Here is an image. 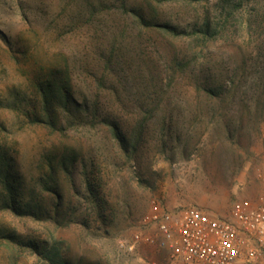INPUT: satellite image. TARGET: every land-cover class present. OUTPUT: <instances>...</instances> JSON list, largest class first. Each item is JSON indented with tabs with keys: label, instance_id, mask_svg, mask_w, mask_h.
<instances>
[{
	"label": "rangeland",
	"instance_id": "1",
	"mask_svg": "<svg viewBox=\"0 0 264 264\" xmlns=\"http://www.w3.org/2000/svg\"><path fill=\"white\" fill-rule=\"evenodd\" d=\"M131 9L185 31L211 22L214 46L245 57L244 74L229 83L230 93L210 96L200 59L190 61V53L181 69L169 63L167 50L153 52L139 38ZM32 25L38 33L45 26L46 36L35 38ZM111 42L122 61L109 72L99 55ZM35 58L67 72L81 103L59 111L53 129L22 115L32 100ZM110 109L128 124L124 132L135 142L128 150L102 123ZM0 153L23 196L48 212L45 218L1 211L0 234L45 239L65 264L154 258L151 246L129 253L120 245L145 226L153 197L167 208L195 205L219 217L245 201L256 205L264 199V0H0ZM3 244L0 264H42Z\"/></svg>",
	"mask_w": 264,
	"mask_h": 264
},
{
	"label": "trees",
	"instance_id": "2",
	"mask_svg": "<svg viewBox=\"0 0 264 264\" xmlns=\"http://www.w3.org/2000/svg\"><path fill=\"white\" fill-rule=\"evenodd\" d=\"M130 11V20L138 29L139 38H141V35L144 43L151 45L155 53L161 54L167 50L168 53H166L170 55H168L170 64L177 65L183 69V66L187 65V57L190 53L196 55L194 59H191L190 55V61L200 59L201 65L206 72L203 80L208 83L207 86L203 87V90L210 96L218 97L219 94H222L221 92L230 93L231 87L229 83H232L235 77L244 74L246 69L245 57L239 61L235 59L233 54L223 49L222 46H214L217 41L218 31L212 28L211 22L203 21L201 25L197 27L193 26L191 30L185 31L172 24L153 23L151 19L145 17L143 12H139L136 9H131ZM125 25V27H128V22ZM33 28V25L30 26V32L34 34L35 38L42 37L41 34L44 37L46 36L45 26L40 30L41 34ZM4 40L5 43H8H6L7 47L8 45L12 47L11 44L13 43L7 37H4ZM18 44L25 46L21 40ZM114 44L111 42L108 51L101 52V55H99V60L101 62L103 61L104 69L109 72L113 65L117 68V65H121L122 61V57L116 51ZM99 48L101 49L100 46ZM106 53L107 55H105ZM32 65L33 67L30 71V80L33 88L32 100H29V110H23L22 115L31 123H37L53 129L56 127L55 125L59 119V111L70 112V110H78L81 107V103L75 98L73 85L67 72H62L53 63L50 66L44 65L37 58H35L34 64ZM104 75L102 74L103 79L98 80L100 86L104 84ZM119 86L121 87V85ZM116 91L119 92L117 88ZM97 95L95 93L96 98ZM95 103L93 102L92 104ZM83 109L86 110L87 115V103L83 104ZM90 114L92 118H96L99 115L97 104L94 105ZM102 115L104 118L102 123L108 127L120 148L128 150L129 145L135 144L125 134L123 126H128V124L120 115H117V113L114 114L111 109L106 110ZM145 122V117L136 121L137 124L135 126L138 133L145 127ZM43 176L46 179L45 175ZM48 187L47 182H44L42 189L47 191ZM40 206L41 203L32 202L31 199L23 196L19 190L16 178L11 174V164L8 162L7 156L4 153H0V212L4 211L15 216L26 217H40L39 215H43L47 218L48 212L40 211ZM57 207L58 204L55 205L54 210ZM2 242H4V246L18 250L19 253L25 251L35 254L41 260L42 264H65L61 259H55L58 252L45 239L35 240L32 238H23L15 230L5 229L0 234V244Z\"/></svg>",
	"mask_w": 264,
	"mask_h": 264
},
{
	"label": "built area",
	"instance_id": "3",
	"mask_svg": "<svg viewBox=\"0 0 264 264\" xmlns=\"http://www.w3.org/2000/svg\"><path fill=\"white\" fill-rule=\"evenodd\" d=\"M144 225L120 245L129 253L151 246L156 256L145 264H264V199L219 217L195 205L167 208L153 197Z\"/></svg>",
	"mask_w": 264,
	"mask_h": 264
}]
</instances>
